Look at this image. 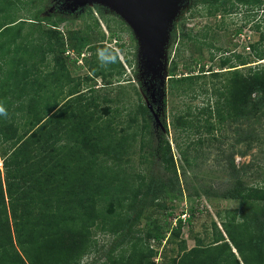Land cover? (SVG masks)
Listing matches in <instances>:
<instances>
[{"label":"trees","instance_id":"trees-1","mask_svg":"<svg viewBox=\"0 0 264 264\" xmlns=\"http://www.w3.org/2000/svg\"><path fill=\"white\" fill-rule=\"evenodd\" d=\"M29 1L0 0V104L7 113L0 115V264H43V245L67 235L73 228L89 234L97 221L104 231L115 233L128 229L124 241L129 249L122 250L110 264H144L145 250L149 257L155 250L148 246L142 248V241L133 237L135 231L131 227L139 215H135L132 222L125 216L141 201L146 206L154 205L167 189L165 173L176 174L170 145L163 134L155 133L151 111L143 103L119 136L108 123L90 127L94 104L79 87L82 81L93 77L85 75L82 80L70 75L63 62L66 48L56 53L58 45L63 44L61 31H42L35 18L17 16V6L22 7ZM194 2L201 5L205 15L220 12L225 16L244 8L241 26H248L258 34V38L247 45L250 52L246 55L216 48V51L223 50L218 69L226 70L209 69L211 79L217 80L212 81L211 87L204 80L205 73L175 77L176 67L169 68L173 77L169 79L168 88L180 96L189 95L193 99L199 94L207 95L210 90L201 105H185L171 115L170 124L175 131L195 136L197 143L202 144L205 138L221 132L227 121L240 119L247 104L252 103L250 116L264 114V62L249 67L245 81L237 68L264 59V0ZM95 7L102 13L100 5ZM57 10L67 13L60 8ZM66 18L56 15L53 24ZM35 24L42 34L25 35V26ZM120 24L126 25L122 19ZM106 25L110 27L108 22ZM217 28H226L222 20ZM172 33L180 43L184 39L197 43L194 63L200 64L207 29L192 33L181 28L178 36L173 28ZM92 50L95 55H102L100 62L103 63L98 70L93 63L89 65L93 76L124 74L123 65L112 48L98 44ZM49 54H53L52 69L43 72L38 65L48 66L45 60ZM71 63L75 64L76 59ZM4 65L9 67L4 69ZM216 83L220 86L215 87ZM212 93L214 99H210ZM252 93L257 94L252 98ZM138 136L142 141L146 138L154 163L146 173L129 176L118 163L107 165L105 159L99 158V152L103 151L106 156L114 154L118 160L128 153ZM158 137L162 139L159 141ZM179 151L190 167L189 157L180 148ZM234 176L235 182L224 196L238 200L239 207L217 212L221 228L212 222L208 242L198 239L188 247L186 241L180 239L177 255L170 264H264V183L245 184L239 175ZM246 205L250 208L248 212ZM185 220L190 222V217L178 216L174 224L171 223L173 236L179 234ZM93 246L89 242L81 252ZM78 259L69 253L53 264H78Z\"/></svg>","mask_w":264,"mask_h":264},{"label":"rangeland","instance_id":"rangeland-1","mask_svg":"<svg viewBox=\"0 0 264 264\" xmlns=\"http://www.w3.org/2000/svg\"><path fill=\"white\" fill-rule=\"evenodd\" d=\"M53 1L24 2L22 7L17 6L16 14L22 18H35L42 31L57 29L62 32L63 44L58 45L56 53H60L62 47L66 48L64 53L66 57L63 62L70 75L82 80L85 75L93 77L91 80L82 81L79 87L82 94L91 98L94 104L91 107L94 118L89 123L90 127H102L108 123L113 133L119 136L121 130L129 126L131 117H134L139 104L146 105L148 100L139 75L137 39L126 23V25L120 24L121 17L103 6H100L102 13L95 5H91L70 14V12L64 13L52 8ZM187 5L188 7L185 6L181 10L173 28L178 36H180L181 28L184 31L191 30L192 33L207 29L208 38L201 47L202 62L194 63L198 55L197 43L185 39L183 43H180L178 37L173 36L172 29L166 51L165 94L158 111L159 115L157 111H152L158 115V119L153 118L155 133L163 134L167 139L176 174L165 173L167 189L154 205L146 206L144 201H141L133 205L132 210L125 216L132 222L135 215H139L138 220L133 222L136 224L131 227L135 231L133 237L142 241V248L148 246L155 250L150 257L145 250L144 264L150 261L154 264H170L172 258L177 255L180 239H184L188 247L197 243L198 239L203 243L208 242L212 236V222L215 221L221 228L217 212L239 207L238 200L224 196L227 189L231 188L235 182V173L245 184L264 183V114L250 116L249 109L252 103L247 104L241 111L240 119L227 121L221 132H215V137L205 138L202 144L197 143L195 136L188 137L182 131H175L170 124L171 115L176 110L183 109L185 105H201L210 94L209 90L207 95L199 94L192 99L189 95L180 96L178 92L171 91L168 85L169 79L173 77L169 74V68L172 65L176 67L175 77L205 73L204 80L211 87L212 81L217 80L211 79L209 69L226 70V68L218 69L219 55L223 50L216 51V48L227 50V53L236 52L246 55L250 52L247 45L258 38V34L248 26H241L244 8L223 16L220 12L215 15H205L201 12V5L194 0H189ZM56 15H64L67 18L63 22L53 24ZM221 20L225 29L217 28ZM106 22L110 27H107ZM36 25L25 26L24 34L32 33L36 37L40 36L41 30ZM239 28L241 30H238ZM52 34L57 35L54 32ZM210 34L215 35L214 38H211ZM98 44L110 47L116 52L124 68L123 75L105 73L93 76L89 65L93 63L95 70L103 66L102 61L100 62L102 55H95V51L92 50ZM178 50L179 55L176 57ZM249 57L253 60L251 55ZM72 59H76L75 64L71 63ZM45 62L49 65L44 66L41 63L38 65L43 72L52 69L53 54H49ZM260 62H264V59L238 65L241 79L245 81L247 69ZM7 67L9 66L4 65V69ZM208 81H211L210 84ZM214 86L218 87L220 84L216 83ZM256 94L252 93L250 97L253 98ZM214 97L215 94L212 93L210 99ZM138 115L141 118L140 114ZM161 139L158 137L159 141ZM179 148L191 160L190 167L183 161ZM148 151L149 145L146 138L142 141L138 136L132 142L128 153L119 156L118 160L114 154L106 156L103 151H100L98 156L100 159H105L104 163L107 165L118 163L129 176L135 177L136 173H146V170L154 164ZM249 209L246 205L245 211L248 212ZM178 216L183 219L190 217V222L185 220L179 234L173 236L171 225ZM127 233V228L115 233L104 231L99 221L91 226L89 234L86 233V235L78 228L70 229L67 235L42 246V263L53 264L71 253L79 258L78 264H110L122 250L129 249L124 241V235ZM89 242H92L94 246L89 251L81 252L82 247L85 245L86 249Z\"/></svg>","mask_w":264,"mask_h":264},{"label":"water","instance_id":"water-1","mask_svg":"<svg viewBox=\"0 0 264 264\" xmlns=\"http://www.w3.org/2000/svg\"><path fill=\"white\" fill-rule=\"evenodd\" d=\"M61 1L60 8L70 13L79 12L85 6L100 5L121 17L137 39L139 75L148 96L146 105L149 111H153L155 95H158L159 104L162 103L167 79L166 51L171 31L188 0Z\"/></svg>","mask_w":264,"mask_h":264},{"label":"flooded vegetation","instance_id":"flooded-vegetation-1","mask_svg":"<svg viewBox=\"0 0 264 264\" xmlns=\"http://www.w3.org/2000/svg\"><path fill=\"white\" fill-rule=\"evenodd\" d=\"M53 3H54V6H52V8L59 9L61 4H62V1L61 0H54ZM187 7H188V5H187ZM160 104L158 102V95H155L153 97V101H152V110H153V112L154 111H157V112L159 111L158 107L160 108ZM153 112L151 111L152 118H154V120L158 119L159 112H158V115L155 114L156 112L155 113H153Z\"/></svg>","mask_w":264,"mask_h":264},{"label":"clouds","instance_id":"clouds-1","mask_svg":"<svg viewBox=\"0 0 264 264\" xmlns=\"http://www.w3.org/2000/svg\"><path fill=\"white\" fill-rule=\"evenodd\" d=\"M6 110L5 107L3 106V104H0V115H6Z\"/></svg>","mask_w":264,"mask_h":264}]
</instances>
